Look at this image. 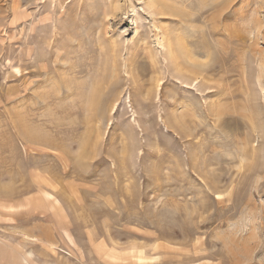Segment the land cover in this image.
I'll use <instances>...</instances> for the list:
<instances>
[{
	"label": "rangeland",
	"instance_id": "1",
	"mask_svg": "<svg viewBox=\"0 0 264 264\" xmlns=\"http://www.w3.org/2000/svg\"><path fill=\"white\" fill-rule=\"evenodd\" d=\"M0 264H264V0H0Z\"/></svg>",
	"mask_w": 264,
	"mask_h": 264
},
{
	"label": "bare ground",
	"instance_id": "2",
	"mask_svg": "<svg viewBox=\"0 0 264 264\" xmlns=\"http://www.w3.org/2000/svg\"><path fill=\"white\" fill-rule=\"evenodd\" d=\"M154 2V0H152Z\"/></svg>",
	"mask_w": 264,
	"mask_h": 264
}]
</instances>
